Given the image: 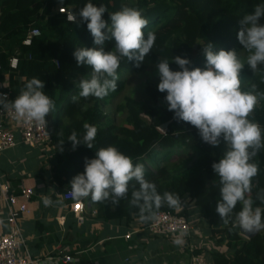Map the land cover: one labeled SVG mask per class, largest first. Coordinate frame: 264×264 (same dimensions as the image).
<instances>
[{
    "label": "trees",
    "instance_id": "16d2710c",
    "mask_svg": "<svg viewBox=\"0 0 264 264\" xmlns=\"http://www.w3.org/2000/svg\"><path fill=\"white\" fill-rule=\"evenodd\" d=\"M93 2H103L110 13L121 10L122 6L141 10L156 40L153 50L139 67L135 61L121 59L115 91L102 99L90 96L73 102L71 97L78 92L75 82L89 77L92 71L88 66H78L73 53L78 47H94L93 37L86 22H68L66 13L59 12V8L74 14L87 0H64V3L60 0H0V92L9 93L10 101L14 100L26 81L36 77L45 81V91L55 102V109L46 118L52 152L43 157L37 177L44 182L50 171L52 182L58 188H68L72 177L83 172L86 158H93L100 148L114 145L132 157L134 163L144 165L145 178L155 183L158 192H173L181 198L178 206L162 204L153 210L155 213L173 212L186 200L198 208L206 222V230L202 232L209 233L214 247L206 249L196 243V254L205 256L206 251L205 257L212 264H264V230L254 233L249 240L242 237L235 221L241 205L237 204L227 223L222 222L216 212L220 183L212 164L227 150V145L222 143L213 148L201 140L195 127L174 119L165 101L166 93L159 92L155 82L147 81L139 97L127 96L119 104L118 110L126 113L122 125H114L103 109V105L112 103L126 89L125 74L157 69L159 59L171 62L176 55L189 58L190 67H202L205 61L203 46L209 42L217 50L236 49L246 65L249 53L237 39L238 20L251 13L261 0ZM104 18L109 19L108 12ZM35 27L40 35L34 37L31 44H24L29 30ZM114 43L107 42L106 48L110 50ZM14 58L18 60L15 68L11 65ZM170 67L177 70L174 63ZM4 83L8 85L2 87ZM253 85L256 93L264 94V71L253 73L245 66L241 71V88L253 91ZM258 100L248 118L264 128V96ZM85 123L98 128L93 148L79 145L73 149L68 137L73 131L82 135ZM253 160L258 163L259 172L252 179L247 196L253 199L254 206L264 209V202L257 199L258 193H264V148ZM48 164L50 168L46 167ZM132 190L130 185L128 197L121 199L118 205L93 201L94 218L127 226L139 219L143 226H148L151 220H141L139 209L129 202ZM50 196L55 200L54 193ZM182 214L188 216L186 210H182ZM220 247H225L226 251L219 250Z\"/></svg>",
    "mask_w": 264,
    "mask_h": 264
},
{
    "label": "clouds",
    "instance_id": "9594fccd",
    "mask_svg": "<svg viewBox=\"0 0 264 264\" xmlns=\"http://www.w3.org/2000/svg\"><path fill=\"white\" fill-rule=\"evenodd\" d=\"M67 21L86 22L94 44V47H78L73 53L78 66L92 69L89 77L75 82L78 92L71 97L73 102L90 96L102 99L115 91L121 59L135 61L139 67L154 48L156 35L148 30L149 21L142 11L134 7L122 6L121 10L110 13L103 2L87 0L79 12L67 14ZM238 25L237 39L249 53L246 65L236 49L217 50L209 42L203 46L202 67H190L191 60L180 55L173 56L171 62L159 59L156 67L158 91L166 93L165 101L174 119L195 127L201 140L213 148L222 143L227 145V150L212 164L220 183L216 212L227 223L239 203L241 208L235 221L241 231L254 234L264 230V209L254 206L247 194L259 172L253 158L264 148V128L248 117L264 94L256 93L255 85L253 91L242 90L241 71L245 66L253 73L264 71V0L251 13L239 18ZM109 41L115 42L110 50L106 48ZM172 63L177 65V70L170 67ZM0 108L3 112L10 110L17 121L39 124L47 122L55 102L45 91V81L32 77L14 100L8 101L0 93ZM83 129L82 135L76 131L69 135L73 149L79 145L93 148L98 128L85 123ZM69 183L74 199L88 198L90 203L108 201L112 205L128 197L131 185L129 202L139 209L140 219L145 221L156 219L153 210L162 204L176 207L181 201L173 192H158L155 183L145 178L144 165L134 163L132 157L114 145L100 148L93 158H86L83 172L73 176ZM257 199L264 202V193H258ZM43 203L48 206L53 201L44 197ZM174 243L182 241L177 239Z\"/></svg>",
    "mask_w": 264,
    "mask_h": 264
},
{
    "label": "crops",
    "instance_id": "0c3cea01",
    "mask_svg": "<svg viewBox=\"0 0 264 264\" xmlns=\"http://www.w3.org/2000/svg\"><path fill=\"white\" fill-rule=\"evenodd\" d=\"M44 156L40 150L21 141L15 148L0 154V181L8 183L15 195L20 194L22 182L34 188L35 194L28 205L31 214L21 220V228L27 253L40 264H57L60 249L72 255L69 264H188L187 251L181 244L172 245L163 237L151 235L139 219L130 226L102 222L94 218L93 204L82 221L77 219L62 199L66 188H58L52 182L50 171L44 182L37 177ZM53 193L55 200L50 196ZM44 197L53 203L45 206ZM180 207L190 217L196 208L188 200ZM6 218V207L0 205V232L4 234L11 231Z\"/></svg>",
    "mask_w": 264,
    "mask_h": 264
},
{
    "label": "built area",
    "instance_id": "2783aa9c",
    "mask_svg": "<svg viewBox=\"0 0 264 264\" xmlns=\"http://www.w3.org/2000/svg\"><path fill=\"white\" fill-rule=\"evenodd\" d=\"M59 12L66 13V15L72 14L65 8H59ZM40 33V30L36 27L30 29L23 43L26 45L31 44L32 39L39 36ZM17 64L18 60L16 58L12 59V67H17ZM7 85V83H4L2 87ZM3 94L10 101L9 93ZM19 135L23 144L40 150L43 155L47 156L49 152H52L47 122L38 124L34 121H17L10 110L3 112L0 108V154L16 147L20 143L18 140ZM19 189L20 194L15 195L8 183L0 181V205L6 207V221L11 227V231L7 234L0 232V264H40L38 259H34L27 253V242L21 228V220L31 214L28 205L35 191L25 182L19 185ZM69 190L70 187L65 189L62 199L68 203L70 212L82 221L84 213L92 204L88 198L74 199ZM1 222L2 220H0V224ZM143 227L151 235L169 240L172 245L176 244L174 243L175 240H181L182 243L180 244L188 249V264H212L203 254L195 253L197 244L192 242L193 237L202 238L201 233L205 227L204 223H201V227L198 226L193 219L182 214L181 207L173 212H156V219L151 220L148 226ZM242 233L243 231H241V235ZM129 237L130 235H127V238ZM56 259L57 264H69L73 260L72 255L63 249L59 250Z\"/></svg>",
    "mask_w": 264,
    "mask_h": 264
},
{
    "label": "rangeland",
    "instance_id": "374dc122",
    "mask_svg": "<svg viewBox=\"0 0 264 264\" xmlns=\"http://www.w3.org/2000/svg\"><path fill=\"white\" fill-rule=\"evenodd\" d=\"M240 59L242 61L245 60L244 58H240ZM123 79L126 80V89L112 103L103 105V109L105 113H107V115L111 118L114 125L116 126L122 125L125 122L126 113L118 110V106L122 101H124V98L127 96L139 97L143 93L147 81L159 83L158 70L155 68H150L149 70L143 72L142 74L127 73L123 76ZM188 217L190 219H195L194 222H196V224L200 227H201V223H204L205 227L202 229V231L206 230L205 218L198 211L197 207L194 208L192 217L190 216ZM201 235L202 238L193 237L192 242L199 243L201 247L204 246L206 249H210L214 247V243L212 239L209 237V233L204 234L202 232ZM252 235L253 234H249L246 232L242 233V237L246 240H249ZM218 249L221 251H226L225 247H220ZM205 256H206V251H205Z\"/></svg>",
    "mask_w": 264,
    "mask_h": 264
}]
</instances>
